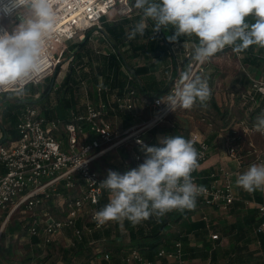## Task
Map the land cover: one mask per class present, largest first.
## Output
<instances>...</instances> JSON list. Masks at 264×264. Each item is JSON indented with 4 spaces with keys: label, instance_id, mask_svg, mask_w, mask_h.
<instances>
[{
    "label": "built area",
    "instance_id": "obj_1",
    "mask_svg": "<svg viewBox=\"0 0 264 264\" xmlns=\"http://www.w3.org/2000/svg\"><path fill=\"white\" fill-rule=\"evenodd\" d=\"M52 3L57 23L53 32L45 37L41 70L25 88L52 77L69 44L80 34L89 31L103 32V18L110 13L118 19L133 14L132 0H52ZM191 56L192 52L186 50L185 57L189 60V68L193 74H205L209 61L204 64L193 63ZM248 77L250 88L243 97L245 103L251 101L256 104L257 96L264 97V76ZM175 84L170 86L169 93ZM7 93L14 92L12 89H0V97ZM97 94L98 101H88L86 110L74 113L69 122H46L40 107L28 106L19 119L18 138L10 139L7 134L1 138L0 166L3 171H0V209L9 212L3 228L10 216L19 210L34 213L28 233L31 237H42L44 244L54 242L56 236H60L65 230L73 231L74 237L81 239L86 228H79L78 222L86 215L97 229L107 225H100L93 220L100 199L107 192L99 187L104 178L93 167L94 161L104 153L123 148L125 151L132 150L130 160H126L125 165L137 167L145 158L143 152L135 150L140 147L137 141L142 140L146 144L145 133L163 123L172 111L163 104H157V97L139 96L135 89L129 87H126L122 95H115L113 101L109 99L112 93L107 85L99 86ZM141 107L150 111L148 119L136 122L125 130L117 128L112 114L117 116L118 112H128L137 119L141 116L138 112ZM210 126L213 127L212 124ZM239 128L244 130V134L256 132L246 121L237 123L227 138L228 159L242 164L244 144H247L257 160H260L264 152H258L250 140L243 142V132ZM61 129L66 134L67 146L56 135ZM186 139H191L200 153L198 164L205 163L211 149L208 136L192 132ZM197 170L198 168L192 173L195 183L207 189L197 201L228 211L238 197L231 169L227 165H219L207 176H200ZM74 192L77 194L73 195ZM50 204L58 206L60 216L53 214ZM256 207L264 217V201L256 204ZM204 220L208 222L206 218ZM255 233H264V219ZM173 243L171 248L160 247L156 260L146 258L139 250L134 249L122 257L120 264H161L164 260L174 264H189L184 256L183 242L179 239ZM98 257L97 260L111 264V253L107 250L99 252ZM205 264L213 263L209 260Z\"/></svg>",
    "mask_w": 264,
    "mask_h": 264
},
{
    "label": "clouds",
    "instance_id": "obj_2",
    "mask_svg": "<svg viewBox=\"0 0 264 264\" xmlns=\"http://www.w3.org/2000/svg\"><path fill=\"white\" fill-rule=\"evenodd\" d=\"M133 7L140 19L126 32L129 40L144 36L149 21L154 37L171 26L170 43L180 37L196 38L193 63L204 64L226 47L237 54L252 46L264 48V0H134ZM56 23L52 0H0V89H12L18 96L25 93V85L41 70L45 37ZM211 95L207 77L194 75L189 68L156 102L175 112L205 107ZM253 127L264 135V113ZM137 143L143 162L123 173L108 170L99 183L109 193L108 203L93 214L100 225L125 219L138 224L173 210L193 209L207 191L192 176L200 153L191 139L165 135L154 146ZM235 183L249 193L264 191V163L250 165Z\"/></svg>",
    "mask_w": 264,
    "mask_h": 264
},
{
    "label": "trees",
    "instance_id": "obj_3",
    "mask_svg": "<svg viewBox=\"0 0 264 264\" xmlns=\"http://www.w3.org/2000/svg\"><path fill=\"white\" fill-rule=\"evenodd\" d=\"M133 11H136L134 7ZM128 22L129 21L127 19L123 18L113 23H108L103 19V26L105 27L104 31L105 33L107 32V34L109 35L111 39L110 41L116 45L119 44L122 48L124 47L123 50L125 51L128 49V44H126V42L129 40L126 35V32L129 29L127 27ZM149 23L150 25L152 24L151 21H149ZM167 30H169L170 32L173 31L171 26ZM144 36H146L148 39L147 44H141L140 46L136 47L135 42L136 50H140L145 53L148 52V54H151V56L159 60H162L165 55L167 56L168 49L166 45H171L173 43H170L168 41V36L166 35L165 30L160 31L154 37L152 29H147ZM186 38L187 37H180L179 40L175 43L181 42L182 40H187ZM162 39H164V41L167 43L165 46L159 45V42ZM88 42L89 39L86 38L83 43L81 42V44L69 47V50L65 55V59L67 57L71 59L68 71L65 73V76L62 79L60 85L57 87L56 91L52 92L49 85L45 88L44 92L38 90L35 91V88L38 85L50 80V78H47L44 82L40 84L28 85L25 88L24 94H27L25 100L30 98V95H32L35 99H37V102L41 101V111L46 119L69 122L72 120V112H79L77 108L78 102H80L79 99H81L79 97V95L81 94L79 83L81 78L89 77V73H87L85 70L86 66L89 67V72H94V69H96L98 75L105 77V83H108L111 79L110 85L111 87H113L112 89L124 87L127 83H129V88L135 89L139 96H144L146 98H159L166 96L170 91V86L178 81L180 73L189 69V60H185L180 65V67L174 66V74L172 75L171 79L165 77L166 79L160 80V78L156 76L155 70L151 65L141 66L135 69L128 67L130 75L132 76L131 79H129L130 76H128L122 68V64L117 58L116 54H94L91 49L87 48V45L89 44ZM195 42H197V40H195ZM132 44L130 42L129 47H132ZM257 47L258 46H252L243 54L244 63L246 65L253 66L257 70H259L260 67L263 66V64L262 62H260L259 58L257 56H254L253 54L254 50ZM229 49L232 51V49L228 47H226L224 50ZM117 51L120 52V50ZM259 52L264 53V48H259ZM84 58H87L88 60L85 61ZM93 63H98L96 65V68H94ZM60 72L61 68L58 65L54 73L55 76H53V78L51 79L52 81H54V83L57 77L59 76ZM205 74L198 75L204 76ZM207 79L209 82V86L212 90L211 98L208 101L207 106L201 107L200 105H196L192 109L196 113H198L201 118H203L205 121L209 122V124H212L213 127L216 128V130L212 131L209 138L213 140L218 136L220 132L232 131V128L237 122H229L227 120V118H230V114L228 110L223 109V107L219 105L215 93L212 89V79L209 77ZM245 83L247 84V88L241 91L233 90L229 92L228 98H230V96L232 97V99L230 98V101H233V109H240L241 113H244V115L246 114L247 120L250 122V125L254 126L257 121V118L262 113H264V97L261 98L260 96H257V104L251 101L245 103L243 96L247 94V90L248 88H250V80L247 78ZM30 86H33L32 89ZM241 92H245L243 93V96L241 95ZM6 100L7 97L3 100V102ZM18 100L19 104H15V106L6 108L4 111L0 110V117L3 124L2 129L4 130V133L7 134L10 139L13 140L18 138L19 136L17 126L19 124L20 116L22 115L25 109V105H23L24 100ZM132 117L133 115L127 112V120L130 121ZM244 118H241L239 122H241ZM219 121L225 123L222 125V127L217 128ZM147 133V145H156V135L158 134V128H154ZM165 135H181L185 138H188L190 133L187 128L182 126V124L176 122L170 127V129L166 131ZM123 156L124 157H122V164H125V161L127 160V155ZM239 196L242 199V202L239 205L242 209H244V211L242 212V218L230 225L223 227L222 229L215 228L216 230L221 232V236L229 238V245H231L230 247L224 248L220 246V236L218 234H216L218 236V239L215 240L214 243L207 240V236H209V234L213 231V228H211L212 226L210 224L208 225L205 220L195 222L191 221L190 219L188 220L186 216L189 214V212L191 213L192 210L185 209L177 212L173 211L169 214L170 216H153L141 221L138 224H132L131 222L125 219L123 229L126 230V234L124 233V235L128 237L129 242L128 244L123 243L125 242L123 241L125 236H122L117 231V239L114 240L113 245L110 246L107 250L111 253V264H120L122 257L134 249L139 250L146 258L156 260L158 249L161 246L170 248L172 244L171 237L166 236V232L169 225L171 223H180L182 221L183 225L181 224V226L184 231H180V233H178L175 239H180L183 242L185 258H187V256L189 255L192 260L195 259V255L198 250L195 245L202 244V258L206 261L210 260L213 264H218L219 262H221V260L225 261L224 264L244 263L243 261L245 256H253V251L249 250V245L255 239L251 238V235L252 233H255L257 227L261 224L264 217L261 216L257 207L245 208L244 201H253V196H251L249 192L240 188ZM255 201H258V203H262L263 200L261 195H258ZM105 204V202L101 203L100 199V203L97 206V210H100ZM31 221L32 219L27 218L17 223L9 225L8 231L10 235H15L17 233L21 235H27ZM115 225V227L120 230L119 223L117 222V224ZM78 227L82 228L79 223ZM190 236H193V240L190 238ZM94 237L96 239H101V232H95L93 234V238ZM257 237H260L261 243L264 246L263 236L259 235ZM74 239L75 241L73 245H70L69 247H55L53 242L47 244L50 245L48 247V249L50 250H48L47 255L51 257L53 250L57 251V254L61 256L62 261L66 262L67 264H71L73 261H77L79 264H92L93 262L94 264H108V261H97V258H99V252H96V254L93 253V250L96 247L94 246V244L90 243L91 240H89L87 234L84 233L81 239ZM192 241H195V244H192ZM42 242L43 238L40 236L31 237V244L34 246H38L42 244ZM88 243L90 246H88ZM42 261H45V258ZM259 263L264 264L263 261H259Z\"/></svg>",
    "mask_w": 264,
    "mask_h": 264
},
{
    "label": "crops",
    "instance_id": "obj_4",
    "mask_svg": "<svg viewBox=\"0 0 264 264\" xmlns=\"http://www.w3.org/2000/svg\"><path fill=\"white\" fill-rule=\"evenodd\" d=\"M114 18H115L114 14L110 13L109 16H107L103 19L108 23H113L115 21L122 19V18L121 19H114ZM123 19H127L129 21L127 27L129 28L128 30H130V28L140 19V13L137 10L133 11V14L130 17H126ZM148 29H152V24L150 25V23H149ZM103 30H105V27ZM165 31H166L167 36L172 34L167 29ZM140 37L138 35V37L136 36V38H134L132 40H128L126 42V44H128L127 45L128 49L125 51V50H123L124 47L122 48L119 44L116 45L110 41L111 39H110L109 35L107 34V32L105 33V31H104V33H103V32L89 31L87 33L80 34L75 39V41L73 43L69 44L66 53L68 52L70 46L81 44V42L83 43V41L86 38H88L89 39V42H88L89 44L87 45L88 49H91V51L97 55H108L110 53L116 54L117 58L119 59V61L122 64V68L124 69V71L126 72V74L128 76H130L129 75L130 72L128 71L127 66L135 69L137 67L151 65V66H153V69L155 70L156 76H158V78H160V80H162V79H166V78L171 79L172 75L174 74V66L180 67V65L185 60H187L185 57V51L190 50L192 52L194 44L196 43L195 37H192V38L187 37L186 38L187 40H182L181 42L173 43L171 45H166L167 43L164 41V39H162L159 42V45H161V46L166 45L168 52H167V56L165 55L162 60H159V59L151 56V54H148V52L145 53L143 51L135 49V42H136V47L140 46L141 44H147V42H148V39L146 36H140ZM139 38H140V40H139ZM130 42H131V44L133 43L132 47H129ZM117 50H120L121 54H119V52ZM66 53H65V55H66ZM84 59H85V61L88 60L87 58H84ZM97 64L98 63H93L94 68H96ZM85 70L87 73H89L88 74L89 77L81 78V80H80L79 88H80L81 94L79 95V97L81 99H79L80 102H78V105H77L79 112H72V114H71L72 116L74 113H77V114L83 113L86 110V104L88 101H93V102L98 101L97 88L99 86L107 85L111 88L112 94H110L109 99H111L112 101H113L115 95H122L124 93L126 87H130L129 83H127L124 87L112 89L113 87H111V85H110L111 79L108 83H105L106 82L105 77L98 75L96 69H94V72H89V67L86 66ZM206 73H207V71H206ZM251 76L263 77L264 74L255 75V76L251 75ZM131 77L129 79H131ZM247 78L249 79V77H247ZM248 92H249V88L247 90V94H248ZM241 93H242L241 95L243 96V93H245V92H241ZM256 104H257V102H256ZM27 108H28V106H27ZM41 108L42 107H40V110H41ZM138 112L141 114V116H143L144 113L146 112V114H148V116L150 117V111L144 109L143 107H141ZM126 114H127V112H118L117 116H114L112 114V120L117 124V128L119 130H125L128 127H131L134 123L144 120L141 116H140V118H137V119H135V117L133 116L131 118V120L128 121L126 118ZM42 115H43V113H42ZM245 115H243V116H245ZM0 119H1V117H0ZM0 121H1L0 122V138H4L5 133H4V130L2 129V126H3L2 120H0ZM48 121H53V120L46 119V122H48ZM119 121H120V123H119ZM242 121H246L250 125V122L247 120V117L244 118ZM250 126H252V125H250ZM156 128H160V127H156ZM239 130H240V132H243V134H242L243 142L246 143L248 140H250L257 147L256 150L258 152H260V153L264 152V138L259 132H254V133H251L249 135L247 133L244 134V130H242L241 128H239ZM211 133H210V135H211ZM230 133H231V131L230 132H220L215 139H213V140L209 139L210 140V148H211L209 158L207 161H205V163H202L199 165L197 172L199 173L200 176H207L212 170H214L219 165H227L233 173L232 179H233V184H234L236 196H238L237 200L230 207L229 211H225V212L221 211L217 208L206 206L201 201H197L196 206L193 209H191L192 212L191 213L189 212V214L186 216V218L188 220L190 219L191 221L195 222V221L204 220V218H206L208 221L207 222L208 225L210 224L212 227H216V225H219L221 228H223V227L230 225V224H232V223H234L237 220L242 218V212L244 211V209H242L239 205L242 202V199L239 196L240 187H238L236 185L235 181L237 179V176L240 174H243L249 168L250 165L264 163V153L262 154L261 159L257 160V156L255 154H253V152H251L252 150L250 149V147H248L247 144H244L245 151L243 152L242 164H239L238 162H236L234 160H229L228 156H227L226 142H227V138L229 137ZM56 135L67 146L68 141H67V137H66L64 130L61 129L59 132H56ZM210 135H205V136H208V138H210ZM157 138H158V135H157ZM119 149H123V148H119ZM135 150L141 151L140 147H136ZM130 151L132 152V150H130ZM107 153H110V152H107ZM107 153H104L98 159H96L94 161L93 167L95 169H96L95 164L98 161L103 162V157ZM122 157H124V156H121L120 158H118L119 160H117V162H115L114 171H118L120 173H123L126 170L133 168L132 165L122 164V160H123ZM118 161H120V162H118ZM107 165H108V167L106 169L108 170L110 168V166L112 165V163L110 165L109 164H107ZM120 170H122V171H120ZM0 171H3V168L1 166H0ZM97 171L102 175V177L104 179H105V177H107V175L105 173H103L104 174L103 175L99 170H97ZM76 194H77L76 192L73 193V195H76ZM250 195L253 196L252 197L253 201L252 202L244 201L245 208L256 207V204H258V201L256 202L255 200L258 197V195H261L262 200L264 201V191L257 190V191L251 192ZM108 201H109V193L107 192L101 198V203L105 202L107 204ZM247 202H249V204H247ZM50 207H51L54 215L60 216L61 212H60L58 206L50 204ZM90 209H92V207ZM173 211L177 212L180 210H173ZM173 211L166 213L165 216H170L169 214L172 213ZM227 212H229L230 216H226ZM124 222H125V220L123 222H118V223L120 226H122L124 224ZM182 222L171 223L167 229L166 236L171 237V243H172L170 248L173 246V244H174L173 242H175V240H176L175 238L178 235V233H180V230L184 231L182 226H181ZM78 223L80 224V226L86 228L85 234L89 233L88 237H89V240H91L90 243L94 244L97 252L108 250L109 247L113 245L114 240L117 239L118 229L115 227L116 226L115 224H117L116 221H109L106 223L107 225L105 227L97 229V228H95V223L91 222L89 216L86 215L83 218H81ZM87 224L88 225L91 224L89 228L86 226ZM120 226H119V228H120ZM173 226H178L180 230L175 231V232H169L170 228ZM97 231L101 232V234H102L101 239H96L95 237L93 238V234ZM124 232H126V230H124ZM259 235L263 236V240H264V233H262V234L252 233L251 238H254L255 240H253L252 243L249 245V248H250L249 250L253 251L254 255H258L259 257H262L263 259L259 258V260L264 262V248H263L264 246L261 243L260 237H257ZM213 236H216V238L214 239ZM191 237L192 236H190V238ZM207 237H208L207 240H209L212 243H214V241L218 239L217 235H215V234L213 235L211 233ZM125 238L128 240V237L125 236ZM125 238H124V240H125ZM222 240L223 241L225 240L228 242L229 238L221 236L220 237V246H221ZM192 244H195V241L192 242ZM252 246H254V247L252 248ZM161 247H165V246H161ZM207 261H205V263ZM221 261H223V260H221ZM188 262H189V264L195 263L194 260L188 261ZM223 262H225V261H223ZM205 263H203V264H205ZM161 264H174V262L164 260L161 262Z\"/></svg>",
    "mask_w": 264,
    "mask_h": 264
},
{
    "label": "rangeland",
    "instance_id": "obj_5",
    "mask_svg": "<svg viewBox=\"0 0 264 264\" xmlns=\"http://www.w3.org/2000/svg\"><path fill=\"white\" fill-rule=\"evenodd\" d=\"M133 3V0H132ZM118 19V17L114 18ZM254 56H257L262 62L263 66L260 67L259 70L254 68L253 66L246 65L244 63V54H237L234 53L233 51L229 50H224L219 53H217L211 60L208 62L209 66L207 69V73L204 75L207 78L212 79V89L215 93L216 99L221 107L223 109L228 110L230 114V118L227 120L229 122H237L239 123L241 118H246V115L243 116L244 114L241 113L240 109H233L232 104L233 101H230V98H228L229 92L233 90H244L247 88L246 79L248 75H262L264 72V53L259 52V48H256L254 50ZM70 60L68 57L65 59V56L63 57V60L61 64L59 65L61 68V72L59 73V76L57 77L55 83L52 84V78L55 76L54 74L52 77H50V80L38 85L35 88V91H41L44 92L45 88L49 85L52 92L56 91L57 87L60 85L62 82V79L65 76V73L68 71L69 63ZM31 87V86H30ZM29 87V90H30ZM33 87V86H32ZM31 87V89H32ZM7 97V100L3 102V100ZM27 94L23 95H16L14 94H4L0 97V110L4 111L6 108H10L12 106H15V104H19V100H24L23 105H25V109L27 106H36L40 107V104L42 103L41 101L37 102V99H35L32 95H30V98L26 99ZM24 109V110H25ZM143 119H148V114L146 112L144 113L143 116H141ZM1 120V119H0ZM1 122V121H0ZM179 122L189 130V133L192 132H200L205 135H210V133L214 130H216L215 127H211L209 122L205 121L203 118L199 116L198 113H196L193 109L187 110V109H181L177 108L175 112H171L166 120L160 124V128H158V137L165 136V133L170 127L176 123ZM219 121L217 128L222 127V125L225 122ZM120 123V121H119ZM236 123V124H237ZM235 124V126H236ZM215 126V125H214ZM237 130V129H235ZM220 132V131H219ZM148 133H145L144 135V140L146 141ZM156 135V136H157ZM259 137V136H258ZM2 139L0 138V141ZM123 155H127V160H130L131 154H130V149H128L126 152L123 149H114L110 151V153H107L103 157V162L98 161L95 164V167L97 170H99L102 174L105 173L107 175L108 170H113L114 171V164L119 160ZM120 162V161H118ZM110 168L107 170L106 168L108 167L107 164H111ZM122 171V170H120ZM104 175V174H103ZM105 175V176H106ZM106 179V177H105ZM33 212H25L23 210H19L18 212L12 214L10 218L8 219V222L6 223L5 227L4 223L6 222V219L9 215V212L7 210H1L0 209V264H67L66 262L62 261L61 256L57 254V251L52 252L51 257L47 255L48 247L50 245L42 244L38 246H34L31 244V236L29 233L27 235H21L19 233L15 235H10L8 231V226L14 223H17L19 221H22L24 219H32L33 217ZM226 216H230L229 212L226 213ZM91 224H87L86 226L89 228ZM123 226H120V230L118 229V233L121 234L122 236L124 235V229ZM213 228L211 234H218L221 237V232H219L216 229H222L219 225H216V227H211ZM216 228V229H215ZM86 230V229H85ZM180 230L178 226H173L170 228L169 232H175ZM181 231V230H180ZM87 236H89V233H86ZM126 234V233H125ZM74 233L71 230H65L63 231L60 236H56V240H54L53 244L55 247H69L70 245H73L75 239H74ZM208 238V237H207ZM193 240V236L191 237ZM227 240V239H226ZM125 244H128V240L125 238L123 240ZM194 242V241H192ZM202 244L195 245L197 250L196 253V258L193 259L195 263L191 264H203L205 263V259L202 258ZM88 246L89 243H88ZM110 246V245H109ZM221 246L224 248L230 247L229 241H223L221 243ZM254 246H252L253 248ZM93 250V247H92ZM111 250V248H110ZM96 254L97 250L96 248L93 250ZM45 258V261H42ZM259 257L258 255L250 256L247 255L244 258V263L241 264H260L259 263ZM188 261H192L190 256L188 255L187 258H185ZM263 259V258H262ZM96 261V260H95ZM99 261V259L97 260ZM71 264H79L77 261H73ZM102 264V263H101ZM218 264H224L223 261L219 262Z\"/></svg>",
    "mask_w": 264,
    "mask_h": 264
},
{
    "label": "water",
    "instance_id": "obj_6",
    "mask_svg": "<svg viewBox=\"0 0 264 264\" xmlns=\"http://www.w3.org/2000/svg\"><path fill=\"white\" fill-rule=\"evenodd\" d=\"M103 33H104V30H103ZM121 52V51H120ZM120 52H119V54H120ZM127 68H128V66H127ZM129 69V68H128ZM54 83V81H52V84Z\"/></svg>",
    "mask_w": 264,
    "mask_h": 264
}]
</instances>
